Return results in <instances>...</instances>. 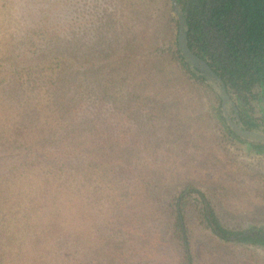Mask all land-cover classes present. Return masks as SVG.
<instances>
[{
	"label": "rangeland",
	"instance_id": "1",
	"mask_svg": "<svg viewBox=\"0 0 264 264\" xmlns=\"http://www.w3.org/2000/svg\"><path fill=\"white\" fill-rule=\"evenodd\" d=\"M175 39L169 0H0V264H179L170 202L187 186L224 226L264 230V147L229 136ZM232 93L264 130V96ZM186 213L194 264H264V243Z\"/></svg>",
	"mask_w": 264,
	"mask_h": 264
},
{
	"label": "trees",
	"instance_id": "2",
	"mask_svg": "<svg viewBox=\"0 0 264 264\" xmlns=\"http://www.w3.org/2000/svg\"><path fill=\"white\" fill-rule=\"evenodd\" d=\"M187 4L189 47L206 59L224 81L237 91L235 93L238 98L245 97L239 93L242 90L250 92L253 87L261 86L264 83V0H188ZM174 45L176 57L173 56V61H179L190 77L204 81L203 75L189 68L176 42ZM115 51L111 46L108 48L107 55L111 54L112 60L121 61L128 58L125 53ZM57 57L61 62L68 60L73 65H78L81 60L79 55L70 54L67 48L61 50ZM181 70L177 69L180 71V77L187 78ZM74 86L80 88V80ZM56 89L53 90L55 93ZM187 191L198 195L203 218L213 235L226 241L264 243V236L260 235L264 234V230L235 231L223 227L213 210L208 207L205 195L199 189L187 187L174 201L172 238L178 247L179 264H194L195 259L191 234L184 214V208L187 205L186 197L190 195H186Z\"/></svg>",
	"mask_w": 264,
	"mask_h": 264
},
{
	"label": "water",
	"instance_id": "3",
	"mask_svg": "<svg viewBox=\"0 0 264 264\" xmlns=\"http://www.w3.org/2000/svg\"><path fill=\"white\" fill-rule=\"evenodd\" d=\"M188 0H185V4L181 6L179 0H169L170 2V12L174 17V22L176 25V45L183 57L184 61L187 63L189 68L197 74H201L204 77V82L210 84L211 87L219 94L222 101V110L231 128L241 137L247 138L251 141L264 143V134L259 133L254 130H247L243 128L240 119L234 112L235 120L230 119L227 116L228 103H232L230 95L227 93L224 83L220 76L214 71V69L209 65V63L195 53L188 45L187 42V4ZM175 46V45H174ZM264 236V234H260Z\"/></svg>",
	"mask_w": 264,
	"mask_h": 264
},
{
	"label": "flooded vegetation",
	"instance_id": "4",
	"mask_svg": "<svg viewBox=\"0 0 264 264\" xmlns=\"http://www.w3.org/2000/svg\"><path fill=\"white\" fill-rule=\"evenodd\" d=\"M213 68V67H212ZM215 71V70H214ZM216 72V71H215ZM217 73V72H216ZM218 74V73H217ZM219 75V74H218ZM220 76V75H219ZM220 78L222 79V81H223V83H224V86H225V89H226V91H227V93L230 95L229 97H230V99H231V101H232V103H228V107H227V116L230 118V119H234L235 120V116H234V112L236 111V113H237V115H238V117H239V119H240V122H241V124H242V126H243V128H245V129H247V130H254V131H257V132H259V133H262V134H264V130H260V129H257L256 128V123H255V120L254 119H245L244 118V116L242 115V112H241V110H240V103H238L237 101H236V99L234 98V96H233V93L232 92H236L237 93V91L235 90L234 91V89L233 88H231L225 81H224V79L220 76ZM208 85H210V84H208ZM210 87H211V85H210ZM230 89H232V92L230 91ZM212 90L214 91V93H216V95H217V98H218V101H219V116H220V119L223 121V123H224V125H225V127H226V130H227V132H228V134H229V136H232V137H234V138H236V139H239V140H242V141H244V142H250V143H252V144H254L253 146L256 148V147H264V143H261V142H256V141H251V140H248L247 138H244V137H241V136H239L232 128H231V126L229 125V123H228V121H227V119H226V117H225V115L223 114V110H222V101H221V99H220V97H219V94L213 89V87H212ZM236 93H235V95H236ZM240 94H243V95H245V97L243 98V99H240V98H238V99H240V100H243L245 103L246 102H248L250 99H253V98H256V97H263L264 96V83L261 85V86H257V87H253L252 89H251V91L250 92H248L247 90H242L241 92H239ZM188 188H190V187H193V188H196V189H199L204 195H205V197H206V199H207V202H208V204H209V208H211L212 210H213V212H214V214H215V216L217 217V219L219 220V222L222 224V222H221V220H220V218H219V216L216 214V212H215V210H214V208H213V206L210 204V202H209V200H208V198H207V195H206V193L202 190V189H200V188H198V187H196V186H187ZM187 187H183V189H185V188H187ZM183 189H180L179 191H178V193L176 194V195H174V197H173V199H172V201L170 202V204H172V216H171V218H172V221H171V225L173 224V218H174V213H175V209H174V201H175V198L178 196V194L183 190ZM187 194H190V195H188L187 197H186V201H187V204L188 203H190L191 202V200H194V202L196 203L197 202V204H198V206H199V209H200V216H201V219H202V221H203V223H204V225L206 226V227H208V229L211 231V229H210V227L208 226V224H207V222L204 220V218H203V215H202V208H201V203H200V199H199V197H198V195L196 194V193H194V192H189V191H187L186 192V195ZM186 209H187V205H186V207L184 208V214H185V218H186V221H187V224H188V217H187V213H186ZM223 225V224H222ZM223 227H225V228H228V227H226V226H224L223 225ZM188 228H189V231H190V234H192L191 233V230H190V227H189V224H188ZM228 229H230V228H228ZM231 230H235V231H242V229L241 230H238V229H231ZM247 230H252L251 228L250 229H243V231H247ZM261 230V229H260ZM263 230V229H262ZM261 230V231H262ZM216 237V236H215ZM192 238V237H191ZM218 238V237H217ZM219 239V238H218ZM221 240V239H220ZM222 241H226V240H222ZM231 242H234V240H230ZM237 242V241H236ZM242 242H244V241H242ZM191 243H192V239H191ZM192 245V250H193V244H191Z\"/></svg>",
	"mask_w": 264,
	"mask_h": 264
}]
</instances>
